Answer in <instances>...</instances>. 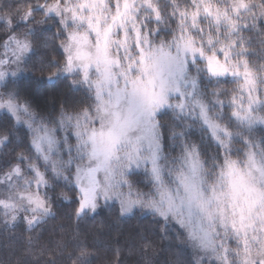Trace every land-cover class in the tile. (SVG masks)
Listing matches in <instances>:
<instances>
[{"label": "clouds", "instance_id": "obj_1", "mask_svg": "<svg viewBox=\"0 0 264 264\" xmlns=\"http://www.w3.org/2000/svg\"><path fill=\"white\" fill-rule=\"evenodd\" d=\"M38 70L71 97L42 110ZM5 116L0 229L114 208L157 221L171 264H264V0H0Z\"/></svg>", "mask_w": 264, "mask_h": 264}, {"label": "trees", "instance_id": "obj_2", "mask_svg": "<svg viewBox=\"0 0 264 264\" xmlns=\"http://www.w3.org/2000/svg\"><path fill=\"white\" fill-rule=\"evenodd\" d=\"M39 56L46 59L47 53ZM30 62L37 69L42 64L37 55L31 57ZM20 86L42 110L54 107L55 96L71 97L70 93H65L63 81L49 84L39 70L21 79ZM49 95L53 97L51 104L47 101ZM9 123L10 117L0 118V127ZM19 132L22 137L26 135L22 128ZM7 163V160L0 161V167ZM56 203V215L31 232L25 229L23 220L14 229H0V264H69V254H74L81 243L96 251L91 264H111L117 245L125 250L119 264H145L146 260L150 264H171L178 255H187L182 249L176 253L174 250L179 246L162 239L158 222L151 217L137 215L119 219L113 208L101 209L96 215L85 213L76 219L72 205ZM147 241L151 244L144 250L141 245Z\"/></svg>", "mask_w": 264, "mask_h": 264}, {"label": "snow or ice", "instance_id": "obj_3", "mask_svg": "<svg viewBox=\"0 0 264 264\" xmlns=\"http://www.w3.org/2000/svg\"><path fill=\"white\" fill-rule=\"evenodd\" d=\"M83 207H84V204L82 203L81 208H83ZM78 211H79V209H78Z\"/></svg>", "mask_w": 264, "mask_h": 264}]
</instances>
